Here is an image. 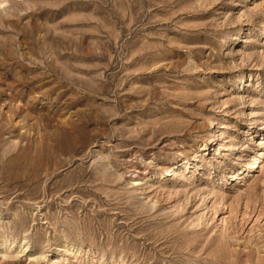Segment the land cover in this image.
I'll return each instance as SVG.
<instances>
[{"label": "rangeland", "instance_id": "1", "mask_svg": "<svg viewBox=\"0 0 264 264\" xmlns=\"http://www.w3.org/2000/svg\"><path fill=\"white\" fill-rule=\"evenodd\" d=\"M0 264H264V0H0Z\"/></svg>", "mask_w": 264, "mask_h": 264}]
</instances>
